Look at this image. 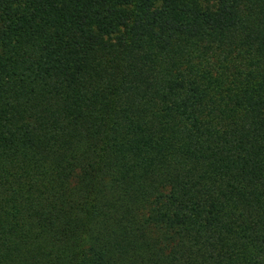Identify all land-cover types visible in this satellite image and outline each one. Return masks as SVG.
I'll return each instance as SVG.
<instances>
[{
	"label": "trees",
	"instance_id": "1",
	"mask_svg": "<svg viewBox=\"0 0 264 264\" xmlns=\"http://www.w3.org/2000/svg\"><path fill=\"white\" fill-rule=\"evenodd\" d=\"M0 264H264V0H0Z\"/></svg>",
	"mask_w": 264,
	"mask_h": 264
}]
</instances>
